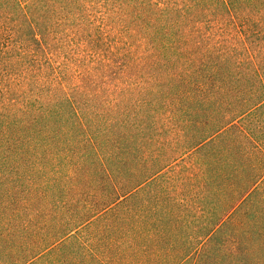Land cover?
I'll return each mask as SVG.
<instances>
[{
	"label": "trees",
	"instance_id": "obj_1",
	"mask_svg": "<svg viewBox=\"0 0 264 264\" xmlns=\"http://www.w3.org/2000/svg\"><path fill=\"white\" fill-rule=\"evenodd\" d=\"M0 264H264V0H0Z\"/></svg>",
	"mask_w": 264,
	"mask_h": 264
}]
</instances>
